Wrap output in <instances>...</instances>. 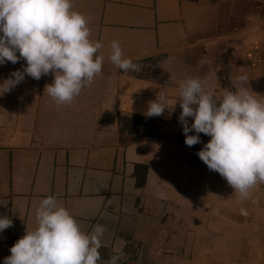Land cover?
<instances>
[{"label":"crops","instance_id":"0c3cea01","mask_svg":"<svg viewBox=\"0 0 264 264\" xmlns=\"http://www.w3.org/2000/svg\"><path fill=\"white\" fill-rule=\"evenodd\" d=\"M72 4L88 19L90 40L103 45L102 71L71 104L45 91L51 73L25 75L0 95V217L12 221L0 232V264L36 227L35 209L48 196L85 233L104 226L98 264L116 255L118 238L117 264H264V184L241 200L196 155L210 137L185 144L175 104L184 79L205 80L219 97L236 75L264 101V0ZM114 40L139 71L111 63ZM25 66L23 58L0 64V83ZM160 90L169 108L147 117Z\"/></svg>","mask_w":264,"mask_h":264},{"label":"clouds","instance_id":"9594fccd","mask_svg":"<svg viewBox=\"0 0 264 264\" xmlns=\"http://www.w3.org/2000/svg\"><path fill=\"white\" fill-rule=\"evenodd\" d=\"M90 35L88 19L74 10L72 0H0V64H16L20 58L26 62L23 71L11 73L0 83V95L21 83L25 75L39 80L51 73L54 79L45 91L57 105L71 104L102 71L104 56L97 53L103 45L90 40ZM108 59L125 72L139 71L118 40L111 42ZM231 80L233 87L214 97L206 90L205 80L184 79L175 104L179 102L182 109L178 120L185 144L200 143V133L209 136L196 155L209 170L218 172L241 200H247L254 186L264 184V101L244 86L246 75ZM168 108L167 95L160 90L145 115L161 116ZM189 117L193 120L190 125ZM193 131L196 134L189 135ZM240 214L248 215L244 208ZM35 218L36 227L26 229L3 264H98L101 260L104 226L94 225L85 233L54 196L39 201ZM10 226V219L0 217V232ZM124 243L117 239L116 255L107 264H117Z\"/></svg>","mask_w":264,"mask_h":264}]
</instances>
